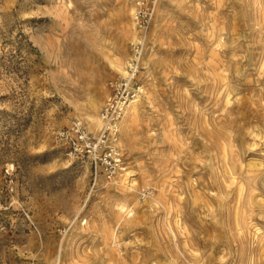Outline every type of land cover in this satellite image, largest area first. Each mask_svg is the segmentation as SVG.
<instances>
[{
  "label": "rangeland",
  "instance_id": "rangeland-1",
  "mask_svg": "<svg viewBox=\"0 0 264 264\" xmlns=\"http://www.w3.org/2000/svg\"><path fill=\"white\" fill-rule=\"evenodd\" d=\"M134 1L0 0V264H264V0H158L114 177L56 138L100 127Z\"/></svg>",
  "mask_w": 264,
  "mask_h": 264
},
{
  "label": "built area",
  "instance_id": "built-area-1",
  "mask_svg": "<svg viewBox=\"0 0 264 264\" xmlns=\"http://www.w3.org/2000/svg\"><path fill=\"white\" fill-rule=\"evenodd\" d=\"M157 4L158 0L134 1L131 19L138 36L132 44L125 76L109 83L111 93L99 114L100 127L91 132L82 121L73 119L69 125L56 131V138L65 148L85 157L94 174L99 170L104 173L105 179L125 169L121 150L117 146L119 122L128 104L139 96L142 89L137 82V74L145 33L152 23Z\"/></svg>",
  "mask_w": 264,
  "mask_h": 264
},
{
  "label": "bare ground",
  "instance_id": "bare-ground-1",
  "mask_svg": "<svg viewBox=\"0 0 264 264\" xmlns=\"http://www.w3.org/2000/svg\"><path fill=\"white\" fill-rule=\"evenodd\" d=\"M110 63L112 64L113 68L116 69L117 71L120 72V74L124 73V70H123V67H122V62L120 59L118 58H113ZM134 102L130 103L128 105L127 108L130 107L131 104H133ZM86 117H88V120H90V123H97L99 120H98V116H95V119L94 118H91L89 114H86ZM134 118H135V114L133 113L131 116H130V121L133 122L134 121ZM99 125V124H98Z\"/></svg>",
  "mask_w": 264,
  "mask_h": 264
}]
</instances>
